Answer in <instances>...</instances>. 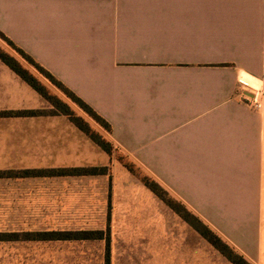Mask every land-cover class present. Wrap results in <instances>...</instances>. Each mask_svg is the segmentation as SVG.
I'll list each match as a JSON object with an SVG mask.
<instances>
[{
    "label": "crops",
    "instance_id": "0c3cea01",
    "mask_svg": "<svg viewBox=\"0 0 264 264\" xmlns=\"http://www.w3.org/2000/svg\"><path fill=\"white\" fill-rule=\"evenodd\" d=\"M0 30L109 122L114 149L141 161L251 264H264V0H0ZM254 95L260 108L246 102ZM49 108L0 59V112ZM109 158L64 114H1L0 161L36 172L0 182L52 194L35 211L19 207L14 216L31 219L0 233H21L14 242L109 238L111 248ZM191 227L204 242L192 247V264H213L214 252L234 264ZM53 231L103 235H26Z\"/></svg>",
    "mask_w": 264,
    "mask_h": 264
},
{
    "label": "rangeland",
    "instance_id": "374dc122",
    "mask_svg": "<svg viewBox=\"0 0 264 264\" xmlns=\"http://www.w3.org/2000/svg\"><path fill=\"white\" fill-rule=\"evenodd\" d=\"M0 47L15 55L29 68L46 84L50 94L68 102L76 115L89 122L91 130L110 139L109 132L104 127L89 117L1 38ZM46 107H52L47 100ZM13 163L12 159L0 161V170L14 171L22 175L26 168L15 167ZM107 166L111 172L108 178L104 229L113 232L111 248L104 240L14 242L12 239H5L0 241V264H192V247H204V242L194 234L188 223L161 202L159 196L152 190H144L145 181H158L156 176L141 161L131 159L128 153L118 148L113 150ZM23 183L26 182L18 179L0 182V231L14 227L13 219H31L15 217L20 214L19 207H23L20 211L25 208L35 211L42 208L52 194L42 185H37L40 187L38 188L35 184L26 186ZM160 184L168 198L181 202L192 212V206L177 192ZM114 189H117L115 195ZM115 202L117 211L114 214ZM114 215L117 217L116 222ZM147 250L153 254L147 255ZM216 255L214 252L213 264H221Z\"/></svg>",
    "mask_w": 264,
    "mask_h": 264
},
{
    "label": "trees",
    "instance_id": "16d2710c",
    "mask_svg": "<svg viewBox=\"0 0 264 264\" xmlns=\"http://www.w3.org/2000/svg\"><path fill=\"white\" fill-rule=\"evenodd\" d=\"M0 38L11 46L23 59H25L31 66L36 68L42 75H44L52 84L58 87L65 93L72 101H74L84 112L88 114L94 121L104 127L108 132L111 131L109 122L100 115L92 106L84 101L79 95L66 86L60 79L51 73L46 67L38 62L33 56L27 53L23 48L18 46L11 38L0 30ZM0 59L6 63L14 72H16L24 81L35 88L50 104L49 109H34V110H9L2 111L1 114H39L61 113L66 115L78 128L84 131L92 140L100 145L110 155L113 154L114 144L110 139H106L102 134L91 130L89 122L82 116L76 115L73 108L69 103L59 98L57 95H52L48 92L46 84L42 83L40 79L22 62L10 52L3 50L0 47ZM106 167H72L63 168L59 172H66L70 174L75 173H103ZM36 170L25 169L22 175H30L35 173ZM13 176L16 175L14 171L0 170V176ZM146 185L161 197L174 211H176L182 218H184L191 226H193L199 233H201L214 247L220 250L226 257H228L234 264H251L242 254L238 253L232 246H230L214 229L206 224L202 219L196 216L193 212L186 208L184 204L179 201H174L168 198L162 189L163 186L158 181H145ZM21 233H0V239H13L18 238ZM33 238H92L100 237L103 231H53V232H32L26 233ZM108 245H109V238Z\"/></svg>",
    "mask_w": 264,
    "mask_h": 264
},
{
    "label": "built area",
    "instance_id": "2783aa9c",
    "mask_svg": "<svg viewBox=\"0 0 264 264\" xmlns=\"http://www.w3.org/2000/svg\"><path fill=\"white\" fill-rule=\"evenodd\" d=\"M246 102L248 105L254 108H260L262 106V102L258 99L256 95L249 97H246Z\"/></svg>",
    "mask_w": 264,
    "mask_h": 264
},
{
    "label": "water",
    "instance_id": "95a60500",
    "mask_svg": "<svg viewBox=\"0 0 264 264\" xmlns=\"http://www.w3.org/2000/svg\"><path fill=\"white\" fill-rule=\"evenodd\" d=\"M246 94L251 95L249 92L246 91Z\"/></svg>",
    "mask_w": 264,
    "mask_h": 264
},
{
    "label": "bare ground",
    "instance_id": "6f19581e",
    "mask_svg": "<svg viewBox=\"0 0 264 264\" xmlns=\"http://www.w3.org/2000/svg\"><path fill=\"white\" fill-rule=\"evenodd\" d=\"M246 81H248V82H250V83H252L251 81H249V80H247V79H245Z\"/></svg>",
    "mask_w": 264,
    "mask_h": 264
}]
</instances>
